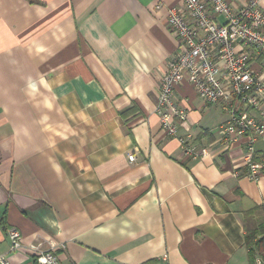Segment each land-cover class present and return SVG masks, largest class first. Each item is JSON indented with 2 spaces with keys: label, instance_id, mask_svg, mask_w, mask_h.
<instances>
[{
  "label": "crops",
  "instance_id": "crops-1",
  "mask_svg": "<svg viewBox=\"0 0 264 264\" xmlns=\"http://www.w3.org/2000/svg\"><path fill=\"white\" fill-rule=\"evenodd\" d=\"M181 2L0 0V251L10 264H36L29 247L40 241L57 245L62 264H250L264 177L237 175L246 141H227V112L187 80L175 90L188 112L178 134L209 155L186 156L156 113L178 53L168 8ZM253 68L264 81V61Z\"/></svg>",
  "mask_w": 264,
  "mask_h": 264
},
{
  "label": "built area",
  "instance_id": "built-area-1",
  "mask_svg": "<svg viewBox=\"0 0 264 264\" xmlns=\"http://www.w3.org/2000/svg\"><path fill=\"white\" fill-rule=\"evenodd\" d=\"M163 7L159 4L156 8ZM167 21L178 41V53L160 82L156 113L162 129L178 139L186 156L197 159L209 155L207 147L178 134V122L186 121L188 112L176 104L175 90L189 81L207 105L222 106L227 112L228 120L222 126L227 141H246L247 171L237 175L259 182L264 177V154L259 161L253 158L256 144L264 136V81L253 66L264 61V10L260 0L242 6L231 0H182L168 8ZM129 160L134 162L136 155H130ZM8 238L11 251L23 247L19 230L10 229ZM29 248L36 264H62L54 243L40 241ZM0 264H10L1 251ZM256 264L264 263L258 257Z\"/></svg>",
  "mask_w": 264,
  "mask_h": 264
},
{
  "label": "trees",
  "instance_id": "trees-1",
  "mask_svg": "<svg viewBox=\"0 0 264 264\" xmlns=\"http://www.w3.org/2000/svg\"><path fill=\"white\" fill-rule=\"evenodd\" d=\"M254 161L260 160V155H255ZM247 171L244 168L243 174ZM264 211V205L261 207ZM246 245L249 249V263L256 264V259L260 257L264 263V223L260 224L256 229L248 232L246 236Z\"/></svg>",
  "mask_w": 264,
  "mask_h": 264
}]
</instances>
